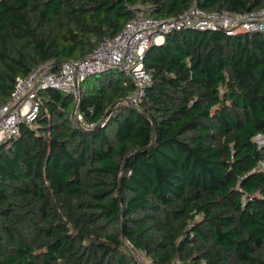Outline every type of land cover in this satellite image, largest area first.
<instances>
[{
    "label": "trees",
    "instance_id": "1",
    "mask_svg": "<svg viewBox=\"0 0 264 264\" xmlns=\"http://www.w3.org/2000/svg\"><path fill=\"white\" fill-rule=\"evenodd\" d=\"M193 4L264 0H0V106L17 78L85 59L134 10ZM143 67L135 107L118 71L87 77L78 100L37 92L32 126L0 144V264H264V31H170Z\"/></svg>",
    "mask_w": 264,
    "mask_h": 264
},
{
    "label": "built area",
    "instance_id": "2",
    "mask_svg": "<svg viewBox=\"0 0 264 264\" xmlns=\"http://www.w3.org/2000/svg\"><path fill=\"white\" fill-rule=\"evenodd\" d=\"M184 28L202 32L222 30L228 35L261 32L264 31V7L253 12L228 13L205 12L193 4L183 14L164 19L148 17L140 8L134 10L132 19L122 30L114 38L102 39L85 59L64 62L54 71L47 63L28 77L17 78L11 96L0 106V144L18 136L22 127L32 126L38 111L35 98L39 90H59L78 100L79 85L94 74L118 71L130 78L135 92L126 103L137 106L151 83V77L143 67L144 53L150 46L161 44L168 32ZM72 116H75L74 111ZM76 123L85 131L96 126L79 114H76ZM256 141L260 146L264 145L263 138L257 137Z\"/></svg>",
    "mask_w": 264,
    "mask_h": 264
},
{
    "label": "rangeland",
    "instance_id": "3",
    "mask_svg": "<svg viewBox=\"0 0 264 264\" xmlns=\"http://www.w3.org/2000/svg\"><path fill=\"white\" fill-rule=\"evenodd\" d=\"M79 91H80V85H79ZM112 107V106H111ZM110 107V108H111ZM109 108V109H110ZM108 109V110H109ZM107 110V111H108ZM74 113H75V116H73L72 117V121H73V123H75L76 125H77V123H76V114H77V112H76V110H74ZM73 114V113H72ZM132 254L134 255V258L137 260V262L139 263V264H143L144 263V258H143V256L140 254V253H136V252H132Z\"/></svg>",
    "mask_w": 264,
    "mask_h": 264
},
{
    "label": "water",
    "instance_id": "4",
    "mask_svg": "<svg viewBox=\"0 0 264 264\" xmlns=\"http://www.w3.org/2000/svg\"><path fill=\"white\" fill-rule=\"evenodd\" d=\"M113 108H114V105L105 113V115L103 116L102 121L107 119V117L110 115V112L112 111Z\"/></svg>",
    "mask_w": 264,
    "mask_h": 264
}]
</instances>
